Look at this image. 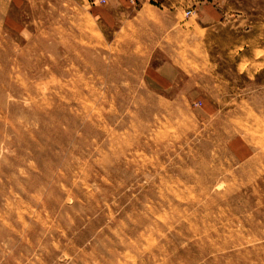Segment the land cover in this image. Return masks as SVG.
I'll use <instances>...</instances> for the list:
<instances>
[{"label": "rangeland", "instance_id": "rangeland-1", "mask_svg": "<svg viewBox=\"0 0 264 264\" xmlns=\"http://www.w3.org/2000/svg\"><path fill=\"white\" fill-rule=\"evenodd\" d=\"M142 2L0 0V264H264V0Z\"/></svg>", "mask_w": 264, "mask_h": 264}, {"label": "crops", "instance_id": "crops-1", "mask_svg": "<svg viewBox=\"0 0 264 264\" xmlns=\"http://www.w3.org/2000/svg\"><path fill=\"white\" fill-rule=\"evenodd\" d=\"M141 2H142V0H140ZM143 4H145V2H142ZM212 7L211 6H206L205 5V9L207 10V11H212L213 9H214V7L212 8V10H210ZM215 10H213V12H214ZM214 15V14H213ZM216 16V15H215ZM207 17H210V16H207ZM211 17H214V16H212L211 15ZM262 71H264V66L262 67V68H260L259 70H257L256 72H255V74H258V72H260V73H263Z\"/></svg>", "mask_w": 264, "mask_h": 264}]
</instances>
